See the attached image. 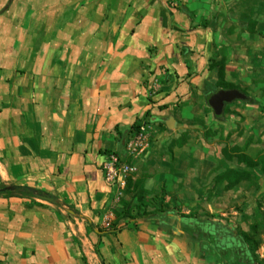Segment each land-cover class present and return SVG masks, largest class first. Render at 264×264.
<instances>
[{"label":"crops","instance_id":"0c3cea01","mask_svg":"<svg viewBox=\"0 0 264 264\" xmlns=\"http://www.w3.org/2000/svg\"><path fill=\"white\" fill-rule=\"evenodd\" d=\"M221 57L227 84L251 85L247 58L264 77V0H0V186L51 200L0 196V264H94V245L104 264H247L208 220L172 209L185 177L211 169L190 133ZM134 127L145 140L128 157ZM108 154L135 168L120 202ZM158 188L167 209L104 228Z\"/></svg>","mask_w":264,"mask_h":264},{"label":"rangeland","instance_id":"374dc122","mask_svg":"<svg viewBox=\"0 0 264 264\" xmlns=\"http://www.w3.org/2000/svg\"><path fill=\"white\" fill-rule=\"evenodd\" d=\"M227 32L233 33L230 28ZM220 52L221 49H218L217 54L219 55ZM260 70L262 71L261 67L255 61H249L247 58L242 63L239 77L246 75L251 85H256L264 82V77H261L259 72H256L255 76L250 74ZM237 82L236 88L241 89L248 98L247 101H233L225 105L218 118H214L210 109L205 106L204 100L201 101L203 108L195 122L198 128L190 133V138L196 147L207 143L206 145L210 148L207 160L211 163V169L203 179H200L197 173L192 177H185V181L181 182L176 190L178 198L172 197L174 201L172 209L178 215L208 220L213 234L224 240L225 247H227L225 252L235 251L232 253L237 254L247 264H264V177L254 170L257 179L252 184L239 183L226 192H221L211 183L214 174L222 167L218 164L221 148L244 147V154L251 158H254L256 154L264 155V90L260 89L253 93L250 89L251 85H246V80L237 78ZM224 165L241 169V166H236L233 162ZM214 168L216 170L212 171ZM138 195L145 204L149 203L157 207L162 205L165 192L162 188L155 190L151 202L145 195ZM133 203L129 201L127 204L130 206ZM36 204L44 206L40 203ZM167 207L168 205H165L166 209ZM148 208L150 206L144 210ZM60 210L63 216L67 215L63 209ZM121 212L122 209L116 208L113 211L114 221L106 224L104 228L114 229L124 217H134L137 213L132 210L123 212L121 215ZM95 228L101 230L103 227L95 225ZM73 241L76 246H79L75 238ZM96 249L94 245L93 252L97 259L94 264H104L97 257ZM80 262L87 264L82 257H80Z\"/></svg>","mask_w":264,"mask_h":264},{"label":"trees","instance_id":"16d2710c","mask_svg":"<svg viewBox=\"0 0 264 264\" xmlns=\"http://www.w3.org/2000/svg\"><path fill=\"white\" fill-rule=\"evenodd\" d=\"M252 26V25H251ZM252 28L248 27L247 34L251 36L253 34ZM211 68H215L217 80H216V87L217 90H227V89H237L236 87L227 84L223 81V58L221 57L218 61L213 62L210 64ZM214 92V91H213ZM206 97L204 98V103L206 105L205 101ZM218 118V117H214ZM137 127L133 128V131H137ZM244 147L239 148L236 146H232L230 148H221L220 150V159L218 160V164H220L221 170L214 174L211 183L213 187L219 189L221 192H226L237 186L239 183H246V184H252L254 180L257 179V176L254 174V170L258 171V173L264 177V155L256 154L254 158H251L244 154ZM233 162L236 166H241V169H235V168H229L226 167L225 163ZM219 167V166H218ZM216 170V168L212 169ZM129 186V178L125 180V186L123 189V192L127 191ZM145 195L144 193H142ZM0 196L3 198H21V199H33L37 198V196L43 197L44 194L42 192L33 190L31 188L27 187H14L12 191H6L4 190V187L0 186ZM153 197L149 198V201ZM120 202V200L118 201ZM133 205H128L127 203H123L120 206V209H122V213H126V211H135L137 212L134 217L143 216V215H149L156 212H162L166 208L164 205H158L157 207L151 206V204H145L143 202V199L141 196L137 195V197L134 198ZM147 203V202H146ZM34 205H39L33 202ZM152 209L151 211H145L144 208L149 207ZM132 209V210H131ZM124 218H133L131 216H126ZM119 229L112 230L111 233L118 231Z\"/></svg>","mask_w":264,"mask_h":264},{"label":"built area","instance_id":"2783aa9c","mask_svg":"<svg viewBox=\"0 0 264 264\" xmlns=\"http://www.w3.org/2000/svg\"><path fill=\"white\" fill-rule=\"evenodd\" d=\"M144 140V130L140 127L125 145L127 156L133 157L140 152ZM100 171L105 184L115 190L114 196L118 201L122 196L125 180L134 174L135 168L130 163L120 161L116 154H108Z\"/></svg>","mask_w":264,"mask_h":264},{"label":"water","instance_id":"95a60500","mask_svg":"<svg viewBox=\"0 0 264 264\" xmlns=\"http://www.w3.org/2000/svg\"><path fill=\"white\" fill-rule=\"evenodd\" d=\"M206 105L210 109L212 115L214 117H218L221 115L222 110L225 105L232 103L233 101H241L246 102V96L235 89H227V90H217L206 97ZM171 119H168L165 123L167 129L172 128ZM13 189V188H10ZM37 198L44 201H51L48 197L37 196Z\"/></svg>","mask_w":264,"mask_h":264},{"label":"bare ground","instance_id":"6f19581e","mask_svg":"<svg viewBox=\"0 0 264 264\" xmlns=\"http://www.w3.org/2000/svg\"><path fill=\"white\" fill-rule=\"evenodd\" d=\"M171 126H173V122H171Z\"/></svg>","mask_w":264,"mask_h":264}]
</instances>
